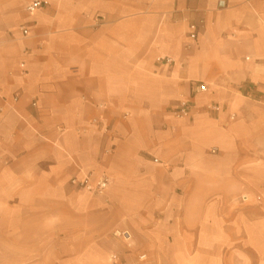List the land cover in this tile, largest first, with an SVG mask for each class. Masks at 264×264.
<instances>
[{"label": "crops", "instance_id": "obj_1", "mask_svg": "<svg viewBox=\"0 0 264 264\" xmlns=\"http://www.w3.org/2000/svg\"><path fill=\"white\" fill-rule=\"evenodd\" d=\"M35 1L0 0V264H264V0Z\"/></svg>", "mask_w": 264, "mask_h": 264}, {"label": "built area", "instance_id": "obj_2", "mask_svg": "<svg viewBox=\"0 0 264 264\" xmlns=\"http://www.w3.org/2000/svg\"><path fill=\"white\" fill-rule=\"evenodd\" d=\"M46 3L42 1H35L28 5L27 10L30 13H35L39 10H42L45 7ZM25 36L28 35V30L22 28ZM192 39H196V35L193 34ZM200 90L205 92L207 90L206 86H201ZM17 99H15L16 101ZM191 105L188 102H181L178 106L173 109L174 115L179 119H188L191 116ZM208 112L217 113L220 111L218 105H212L207 108ZM72 184L75 185L79 190L88 191L95 195H103L108 188L110 187V179L104 174L98 177L97 181L93 183L89 176L84 177L82 180L73 179ZM118 235H121L118 233ZM145 256L142 257L144 259Z\"/></svg>", "mask_w": 264, "mask_h": 264}, {"label": "rangeland", "instance_id": "obj_3", "mask_svg": "<svg viewBox=\"0 0 264 264\" xmlns=\"http://www.w3.org/2000/svg\"><path fill=\"white\" fill-rule=\"evenodd\" d=\"M118 233H120L121 235H118ZM113 237L116 238V239L123 240L126 243L127 247L131 248L130 247V243L131 242L127 240L126 235L124 233H122L120 231H116V232H114ZM143 256H145V255H141L140 259H142ZM117 259H118L117 256L111 255V257H110L111 264H116L117 263Z\"/></svg>", "mask_w": 264, "mask_h": 264}, {"label": "bare ground", "instance_id": "obj_4", "mask_svg": "<svg viewBox=\"0 0 264 264\" xmlns=\"http://www.w3.org/2000/svg\"><path fill=\"white\" fill-rule=\"evenodd\" d=\"M126 238H127V240H129V239H128V238H129L128 235H126Z\"/></svg>", "mask_w": 264, "mask_h": 264}]
</instances>
